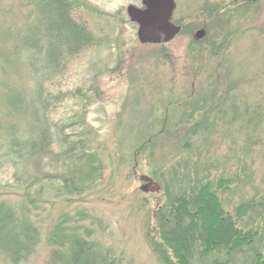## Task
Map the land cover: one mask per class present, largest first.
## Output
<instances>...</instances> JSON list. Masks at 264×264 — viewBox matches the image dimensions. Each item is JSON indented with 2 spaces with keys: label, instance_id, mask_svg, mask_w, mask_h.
<instances>
[{
  "label": "rangeland",
  "instance_id": "374dc122",
  "mask_svg": "<svg viewBox=\"0 0 264 264\" xmlns=\"http://www.w3.org/2000/svg\"><path fill=\"white\" fill-rule=\"evenodd\" d=\"M173 1L169 22L180 24L179 33L144 43L127 13L142 9V0H68L73 19L93 43L62 56L48 72L43 87L52 106L46 121L66 138V148L77 147L75 152L87 156L86 178L75 176L73 185L42 180L30 190L40 200L30 213L39 236L21 264H62L52 260L50 233L64 220L82 236L91 232L90 240L121 264H165L154 223L164 195L162 190L143 193L139 177L162 188L173 170L183 173L178 163L186 160L200 177L201 167L215 166L207 175L214 188H224L217 196L225 210L254 195L264 204V0L258 2L259 14L257 3L243 0ZM30 19L22 0H0V124L8 117L27 125L24 105L34 85L26 60L31 52L20 51L18 67L8 65L4 44L17 46L13 32L21 35ZM200 30L204 34L197 38ZM10 94L20 99L10 102ZM233 103L236 121L231 123L232 113L226 119L221 115ZM61 151L55 143L53 152ZM47 173L58 177L61 169ZM11 174L10 166L0 169V206L19 207ZM235 178L238 183L227 186ZM0 264L10 260L0 254Z\"/></svg>",
  "mask_w": 264,
  "mask_h": 264
},
{
  "label": "trees",
  "instance_id": "16d2710c",
  "mask_svg": "<svg viewBox=\"0 0 264 264\" xmlns=\"http://www.w3.org/2000/svg\"><path fill=\"white\" fill-rule=\"evenodd\" d=\"M22 1L30 7L32 20L21 35L14 31L15 28L11 29L17 46L14 42L4 44V62L18 67L20 51L31 52L26 60L34 85L24 105L27 125L21 126L8 117L0 124L3 132L0 134V169L3 166L12 168L16 194L21 197L19 207L0 206V254L8 258L10 264L26 261L37 245L39 235L30 213L36 210L40 200L30 190L39 181L57 178L68 185L76 184L75 176L86 178L82 171L88 161L82 150L75 152L77 147L66 148V138L50 129L46 118L52 99L44 91L43 81L48 72L57 68L62 56H73L92 45V35L73 19L68 0ZM39 40H42V47ZM42 48L44 56L40 61ZM17 99H20L17 94H10L8 101ZM231 105L224 109L221 117L226 119L232 113L230 120L234 123L237 107L235 103ZM243 123L248 126V120ZM195 130L192 128L191 135H196ZM55 143L62 148L61 152H53ZM180 163H184H178L183 173L179 176L173 170L170 183L162 182L163 202L154 211L164 263L264 264V204L257 201V195L239 199L231 211H227L217 196L218 190L224 188H214L208 179L207 172L214 170L215 166L206 164L201 167L200 177L193 174V163L189 160ZM59 169L61 175L58 177L47 173ZM78 178L81 183L83 180ZM230 183L238 182L235 178L228 181L227 186ZM78 233L76 228L67 225V220L56 224L50 233L51 245L55 247L51 254L53 261L61 259L62 264H121V260L114 258L109 250L90 240L91 232H84L83 236ZM169 251L176 263H172L167 255Z\"/></svg>",
  "mask_w": 264,
  "mask_h": 264
},
{
  "label": "water",
  "instance_id": "95a60500",
  "mask_svg": "<svg viewBox=\"0 0 264 264\" xmlns=\"http://www.w3.org/2000/svg\"><path fill=\"white\" fill-rule=\"evenodd\" d=\"M144 9H128V16L132 22L138 25L137 36L141 42L159 43L168 41L179 33L180 28L170 24L172 12L174 10L173 0H142ZM164 35V40L161 39ZM202 30L196 33L197 38H202ZM142 186L140 190L143 193H157L160 190L158 183L150 177H139Z\"/></svg>",
  "mask_w": 264,
  "mask_h": 264
},
{
  "label": "flooded vegetation",
  "instance_id": "af4514ba",
  "mask_svg": "<svg viewBox=\"0 0 264 264\" xmlns=\"http://www.w3.org/2000/svg\"><path fill=\"white\" fill-rule=\"evenodd\" d=\"M259 0H246V2H245V0H243L242 1V4H246L247 5V3L251 6V5H253V3H257V13L259 14V12L261 11V8H259ZM142 5V4H141ZM142 9H144V6L142 5ZM141 9V10H142ZM174 10H175V1H174ZM174 10H173V12H172V16H173V14H174ZM172 18V17H171ZM171 21H172V19H171ZM173 25H176V24H173ZM177 27H179L180 26V24L179 25H176ZM181 27V26H180ZM179 27V28H180ZM203 31V30H202ZM204 32V31H203ZM152 179V178H151ZM153 180V179H152ZM154 181V180H153ZM155 182V181H154Z\"/></svg>",
  "mask_w": 264,
  "mask_h": 264
}]
</instances>
